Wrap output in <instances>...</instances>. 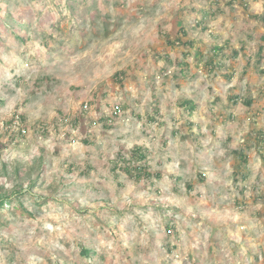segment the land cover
<instances>
[{
    "label": "rangeland",
    "instance_id": "1",
    "mask_svg": "<svg viewBox=\"0 0 264 264\" xmlns=\"http://www.w3.org/2000/svg\"><path fill=\"white\" fill-rule=\"evenodd\" d=\"M260 134L264 0H0V264H264Z\"/></svg>",
    "mask_w": 264,
    "mask_h": 264
},
{
    "label": "trees",
    "instance_id": "2",
    "mask_svg": "<svg viewBox=\"0 0 264 264\" xmlns=\"http://www.w3.org/2000/svg\"><path fill=\"white\" fill-rule=\"evenodd\" d=\"M186 34L187 33L185 31V28L183 26H181L176 30L175 35L173 37H169L167 41H168V43L172 44L173 47H178V46L191 47L192 45H194V43L192 42V40H189L187 38ZM222 52H224V48L222 46L212 47L210 50L211 54L209 55L207 60H205L203 63L208 68H211V69L214 68L215 64L218 63V62H216V60L219 59V57L221 55H223ZM238 54H239L238 50H231V52H230L231 57H236V56H238ZM123 74H124L123 72H119L116 74V76L118 77V79L122 80ZM231 76H228V77L231 78ZM191 107L194 109V105H192ZM84 111H87V109H85ZM118 113H119L118 110H114L109 117L103 116L100 118V120L104 122V125L106 127H112L114 117L117 116ZM78 120H79V118H77V121ZM256 138H258V143L264 144V134H260ZM235 153L241 159V163H240L241 165L247 164V162H248L247 156L245 153L242 152L241 149H236ZM120 158L122 159V161H121L122 165L119 162V164H120L119 166L122 168V171L127 173V175L131 179L139 180L142 178H151L153 176L160 177L159 172L157 174H154L153 172H151L150 163H149V156L146 153L145 147L137 146L135 149H133L131 151L130 157L128 159H126L125 157H122V155ZM115 167H118V165H115ZM20 193H22V191H17L15 194H16V196H19ZM12 197H0V208H4V206L7 203H11L12 199H13ZM168 227L167 228H168L169 232H172V229L170 228V226H168ZM81 253L89 256L90 250L87 248H82Z\"/></svg>",
    "mask_w": 264,
    "mask_h": 264
},
{
    "label": "built area",
    "instance_id": "3",
    "mask_svg": "<svg viewBox=\"0 0 264 264\" xmlns=\"http://www.w3.org/2000/svg\"><path fill=\"white\" fill-rule=\"evenodd\" d=\"M88 108V104L86 103L85 104V109H87ZM23 131H25V129H23Z\"/></svg>",
    "mask_w": 264,
    "mask_h": 264
}]
</instances>
